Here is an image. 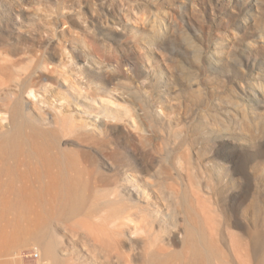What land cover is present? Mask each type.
<instances>
[{"label":"rangeland","instance_id":"374dc122","mask_svg":"<svg viewBox=\"0 0 264 264\" xmlns=\"http://www.w3.org/2000/svg\"><path fill=\"white\" fill-rule=\"evenodd\" d=\"M7 44L16 55L3 57ZM61 75L119 104L117 123L98 131L106 148L136 153L126 133L112 132L131 119L128 136L144 135L140 152L168 163L170 197L180 174L229 264H264V0H0V77ZM62 96L49 91L48 107L70 111ZM105 212L93 222L113 231ZM115 238L132 264L150 239H165L157 228L140 229L133 247ZM22 251L37 264L39 250ZM87 253L84 261H103Z\"/></svg>","mask_w":264,"mask_h":264},{"label":"bare ground","instance_id":"6f19581e","mask_svg":"<svg viewBox=\"0 0 264 264\" xmlns=\"http://www.w3.org/2000/svg\"><path fill=\"white\" fill-rule=\"evenodd\" d=\"M10 46H3V57L17 54ZM54 90L70 111L48 107ZM119 108L87 96L66 75L0 77V264H25L22 249L29 246L39 250L37 264H92L84 261L87 252L101 264H132L115 237L133 247L140 229L149 234L155 228L165 239L158 246L156 238L148 241L142 264H229L207 237L199 207L180 190V174L170 197L164 189L171 179L168 163L141 153L144 135L128 136L137 130L131 119L112 132L126 133L136 153L118 156L106 148L98 131L108 120L117 123ZM74 109L83 120L75 119ZM102 209L115 223L113 231L93 222ZM175 235L178 249H171Z\"/></svg>","mask_w":264,"mask_h":264}]
</instances>
